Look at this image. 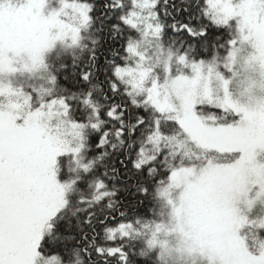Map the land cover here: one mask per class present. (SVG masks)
Instances as JSON below:
<instances>
[{
    "label": "snow or ice",
    "instance_id": "snow-or-ice-1",
    "mask_svg": "<svg viewBox=\"0 0 264 264\" xmlns=\"http://www.w3.org/2000/svg\"><path fill=\"white\" fill-rule=\"evenodd\" d=\"M0 264H264V0H0Z\"/></svg>",
    "mask_w": 264,
    "mask_h": 264
},
{
    "label": "trees",
    "instance_id": "trees-1",
    "mask_svg": "<svg viewBox=\"0 0 264 264\" xmlns=\"http://www.w3.org/2000/svg\"><path fill=\"white\" fill-rule=\"evenodd\" d=\"M92 2H95V3L99 4V3L102 2V0H92Z\"/></svg>",
    "mask_w": 264,
    "mask_h": 264
}]
</instances>
